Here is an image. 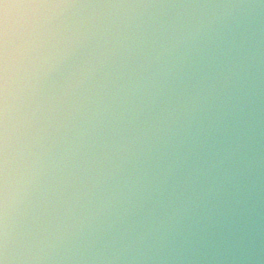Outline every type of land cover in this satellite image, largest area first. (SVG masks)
I'll return each mask as SVG.
<instances>
[{"label": "clouds", "instance_id": "clouds-1", "mask_svg": "<svg viewBox=\"0 0 264 264\" xmlns=\"http://www.w3.org/2000/svg\"><path fill=\"white\" fill-rule=\"evenodd\" d=\"M0 264H264V0H0Z\"/></svg>", "mask_w": 264, "mask_h": 264}]
</instances>
